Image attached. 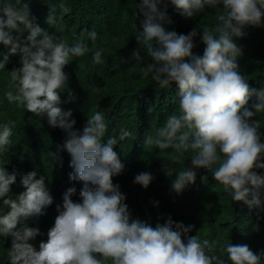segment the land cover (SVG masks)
Masks as SVG:
<instances>
[{"label":"clouds","instance_id":"obj_1","mask_svg":"<svg viewBox=\"0 0 264 264\" xmlns=\"http://www.w3.org/2000/svg\"><path fill=\"white\" fill-rule=\"evenodd\" d=\"M168 2L186 19L211 8L215 23L188 34L166 31ZM137 9L136 40L152 61L140 67L142 78L150 75L160 89L175 85L179 97L178 112L154 134H145L144 144L173 149L170 159L176 163L191 153L190 167L176 171L163 166L166 176H174L172 190L181 194L204 169L233 202L260 206L264 177L255 169L264 168V133L255 117L264 113V87H250L238 71L242 49L233 38L244 36L248 26H261L264 0H139ZM33 19L25 0H0V44L8 49L0 53V69L18 53L22 65L8 71L14 90L4 94L1 109L13 108L26 118L25 112L46 115L51 127L65 132L53 149L34 151L36 166L48 178H37L34 168L22 169V191L14 184L18 169L3 162L1 154L16 136L15 121L0 117V243L11 244L5 264H261L264 253H254L247 244L221 245L217 255L216 241L189 235L195 226L170 215L155 227L132 218L127 203L138 194L134 189L129 194L127 180L115 176L125 170L117 145L131 151L133 134L124 128L118 133L119 122L112 118L106 123L95 110L82 124L79 101L91 86L67 85L72 65L74 75L87 66L86 76L96 79L104 49L90 53L74 35L69 45L54 11L46 23L58 35ZM24 29L29 34L22 46L13 32ZM198 35L205 45L202 55L193 52ZM88 38L95 42L96 32ZM133 56L140 60L137 52ZM153 179L141 172L133 182L147 189Z\"/></svg>","mask_w":264,"mask_h":264},{"label":"trees","instance_id":"obj_2","mask_svg":"<svg viewBox=\"0 0 264 264\" xmlns=\"http://www.w3.org/2000/svg\"><path fill=\"white\" fill-rule=\"evenodd\" d=\"M25 2L28 4L30 17L34 18L33 22L48 30L50 34L58 35V29L49 27L46 23L49 11H54L60 23L65 26L61 35L69 45H72L70 40L74 35L83 39L92 50L90 53L99 48L104 49L103 63L96 64L97 72H100L96 79L86 76L87 66L79 68L74 75L72 65L67 85L91 86V90L89 88L82 93L79 101V110L83 115L82 124L89 115L100 111L106 117V123H111L112 118L119 122L118 133L124 128L133 134L132 138H128L131 141V151L123 148V144L117 145L125 170L121 175L115 176L127 180L125 183L129 194L133 189L138 194L136 197L134 195L133 202L129 203L131 207L127 203L132 218L148 221L155 227L156 223L162 224L170 215L176 222L194 225L195 228L189 235L197 233L201 239L216 241L217 255L220 254L219 247L228 243L247 244L254 253H264V196L261 197L260 206L251 209L242 202H233L231 196L213 179L212 173L204 169L197 170L194 184L187 185L181 194H177L171 188L174 176H166L163 166L176 171L190 167L188 158L191 153H185L183 162L176 163L170 159L173 149L161 150L144 144L145 134H154L155 129L162 126L169 115L178 112L179 97L175 85L160 89L150 75L142 78L139 71L140 67L152 62L144 45L136 40L139 32V0ZM61 4L64 5L63 8L60 7ZM161 10H164L163 5ZM167 17L171 22H164L162 26L166 31H176L178 34H188L193 28L200 30L215 23V11L211 8H206L192 19H186L170 2L167 4ZM21 28L23 29L22 25ZM91 31L97 34L95 42L88 38ZM244 32V36L233 38L242 49V55L237 60L238 71L245 76L250 87H264V22L259 27L248 26ZM28 34L26 29L13 32V36L19 38L22 46L26 43ZM194 43L193 52L202 55L205 45L199 35L194 38ZM7 52L8 49L0 44V53ZM134 52L139 54V61L133 56ZM84 57L89 61L91 59L90 54ZM2 58L0 55V59ZM21 66L18 53L9 57L5 69H0V117L15 121L16 136L11 138L9 150L1 154L3 162L18 169L14 184L21 185L24 191L21 184L23 170L34 168L37 178H48L45 171L36 166L34 151L53 149L57 136H62L65 131L59 127H51L46 115L36 116L30 113L31 116L25 112V116L30 120L13 108L1 109L4 94L14 90L10 85L8 71ZM93 110L95 111L91 113ZM255 119L260 122V130L264 133V113L258 114ZM261 142H264V138ZM26 151L28 154H22ZM261 162L264 163V157ZM255 171L264 177V168ZM141 172L151 173L154 177L147 189L133 182L134 177ZM160 217L163 219H158ZM10 246L9 242L4 245L0 243V264L9 261L7 252ZM224 258L226 259V256ZM261 264H264V257Z\"/></svg>","mask_w":264,"mask_h":264}]
</instances>
